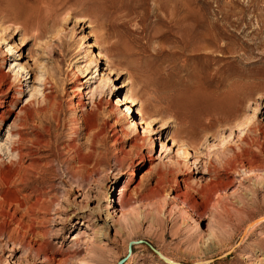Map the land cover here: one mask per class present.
I'll return each instance as SVG.
<instances>
[{"label": "rangeland", "instance_id": "obj_1", "mask_svg": "<svg viewBox=\"0 0 264 264\" xmlns=\"http://www.w3.org/2000/svg\"><path fill=\"white\" fill-rule=\"evenodd\" d=\"M52 2L0 0V264H264V0Z\"/></svg>", "mask_w": 264, "mask_h": 264}, {"label": "bare ground", "instance_id": "obj_2", "mask_svg": "<svg viewBox=\"0 0 264 264\" xmlns=\"http://www.w3.org/2000/svg\"><path fill=\"white\" fill-rule=\"evenodd\" d=\"M43 2H44V4H45V8H46V10H51V8H53V2H52V0H42ZM70 2V1H69ZM68 2V3H69ZM61 5V4H60ZM84 6H86V4L84 5ZM31 8H33V7H31ZM31 8H30V10H31ZM37 8H38V13L34 16L33 14V12H31L29 15H31L30 17H32V19H35L36 20V24H39V15H40V7L39 6H37ZM34 10H35V8H34ZM44 10V9H43ZM20 11V10H19ZM21 12V11H20ZM30 12V11H29ZM46 13V12H45ZM94 17L97 19V20H99L100 21V23L102 24V26L106 29V33H107V39H108V43H109V51H111V55H108V59H110V62L113 64V56H124V57H134V56H137L139 53L138 52H136V51H132L131 49H128L126 46H124L123 45V42L121 41H119L118 39H116V40H114V41H110V39H111V37H113V36H116L119 32H118V27H119V25H118V23H116L114 20H112V18H111V16H110V10H109V6L106 4V3H104V4H102V5H100L99 7H98V10H97V12L94 14ZM215 41H216V39H215ZM222 51V50H221ZM211 54V53H210ZM212 58H213V60L215 61V63L217 64V68H215L216 69V74L217 75H220V78H219V76H218V82H216L217 83V85H223V84H225V77L223 76V66H224V64H220V61L221 60H224L225 61V59H224V56H222V55H220V54H216V55H212ZM226 68V67H225ZM123 71V70H122ZM217 77V76H216ZM234 78V77H233ZM215 79H217V78H215ZM228 83V82H227ZM229 84V83H228ZM229 86V85H228ZM218 88V87H217ZM228 88V87H227ZM254 86L252 87V88H250V89H247V91H246V93L245 94H243L242 96H237V99H238V101H237V103L235 104V106L233 107V108H231V110H229L224 116H222V117H220V115H219V117H220V119H218V121H225V122H230L231 121V117H236L238 114H239V112L241 111V110H243L244 108H245V103L248 101V100H251V99H254V94L256 93L255 92V90H254ZM191 89H193V88H191ZM231 89V88H230ZM242 89V88H241ZM237 90H238V87H237ZM220 92H222V90L220 91ZM196 94H192V96H190V99H192V101L193 102H195L197 99H196ZM218 99H227V100H229V99H235V98H233V96H232V93H231V91H229L228 90V92L227 91H225L224 90V92L220 95V97L218 98ZM232 102V101H231ZM231 104V103H230ZM223 115V114H222ZM214 116H215V114H214ZM233 119V118H232ZM236 119V118H235ZM262 122L261 121H255L254 122V124H252L251 126L249 125V128L247 129V133L245 134V138H246V140L248 141V140H250L251 139V141H253L254 139H256V137H257V135H258V133H257V130L258 129H261V126H262ZM209 126V125H208ZM262 131V130H261ZM262 133V132H261ZM254 143V142H253ZM249 148H250V146H249ZM245 149V148H244ZM22 150V149H21ZM247 152V151H246ZM246 152L244 151V153L246 154ZM20 157H22L23 156V153H21L20 155H19ZM243 156H244V154L242 155V158H243ZM240 157H241V155H240ZM245 160V159H244ZM244 160L243 159H241L239 162L241 163L240 165L242 166V167H244V165L246 164L245 162H244ZM247 161V160H246ZM21 164V163H20ZM246 167V166H245ZM247 167H249V169L250 168H252L253 166H251V164L250 165H248ZM253 169V168H252ZM179 185V184H178ZM178 187V186H177ZM38 192V191H37ZM214 192V190H211L210 191V196H209V198H211V196L213 195V194H215V193H213ZM182 193V192H181ZM178 194V198H181L182 199V197H184V196H186L185 194ZM213 193V194H212ZM41 194V193H40ZM37 195V194H36ZM44 195V194H43ZM51 196V195H50ZM49 196V197H50ZM42 198V197H41ZM52 198V197H51ZM46 199V198H45ZM49 199V198H48ZM184 199H185V197H184ZM50 200V199H49ZM186 200V199H185ZM37 201H40V199H38ZM42 201H44V198H43V200ZM41 201V202H42ZM220 201V200H219ZM36 204H38L37 202H36ZM36 204H34V206H36ZM40 204V203H39ZM41 206V205H40ZM39 206V207H40ZM37 207V206H36ZM40 208H42V207H40ZM263 217H260V218H258V219H255V220H253V221H251V222H249L246 226H245V230H244V233L242 234V235H244L245 233H248V231L250 230V232H251V230L252 229H254L255 228V225H257L258 224V221H260L261 219H262ZM257 220V221H256ZM249 232V233H250ZM129 252H130V246H129ZM163 259H165L166 261H169L166 257H164L161 253H158ZM204 262H206V261H199V262H196V263H194V264H204Z\"/></svg>", "mask_w": 264, "mask_h": 264}, {"label": "water", "instance_id": "obj_3", "mask_svg": "<svg viewBox=\"0 0 264 264\" xmlns=\"http://www.w3.org/2000/svg\"><path fill=\"white\" fill-rule=\"evenodd\" d=\"M263 218H264V217H263ZM263 218H262V219H263ZM256 221H257V220H256ZM158 253H159V252H158Z\"/></svg>", "mask_w": 264, "mask_h": 264}]
</instances>
